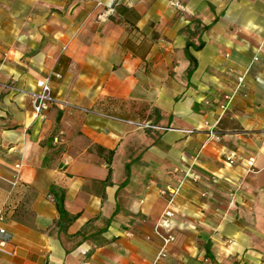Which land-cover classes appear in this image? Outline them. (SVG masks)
Masks as SVG:
<instances>
[{"label": "crops", "instance_id": "1", "mask_svg": "<svg viewBox=\"0 0 264 264\" xmlns=\"http://www.w3.org/2000/svg\"><path fill=\"white\" fill-rule=\"evenodd\" d=\"M263 129L264 0H0V264H264Z\"/></svg>", "mask_w": 264, "mask_h": 264}, {"label": "built area", "instance_id": "2", "mask_svg": "<svg viewBox=\"0 0 264 264\" xmlns=\"http://www.w3.org/2000/svg\"><path fill=\"white\" fill-rule=\"evenodd\" d=\"M56 75L58 77L61 76V74H56ZM26 93L30 96L31 104L33 106V110L36 115L42 114L46 109H48L50 106L55 105V104H63L65 107H69L73 110H81L84 112L90 111L89 108L82 107L80 105L58 99L52 91V86H51L49 77L39 79L37 81V88L33 90H27ZM226 99H227V102L231 101V97L227 96ZM185 131L192 132V130H185ZM262 132L264 133V129L262 130ZM210 133L213 134V131L211 130ZM231 161L232 160H230V162ZM188 174L196 178L195 177L196 175L192 171V165L188 169ZM19 180H20V174L18 170L13 176L12 185L18 184ZM173 193H176V191H173ZM173 202H174V196H171L168 201L169 206L164 211V217L166 219H170L174 215V211L171 207ZM2 218H3V212L2 210H0V220ZM10 241H11V235L6 230V228L0 225V251L5 252L10 255H14L15 254L14 250L7 249V245ZM172 241H173V236L171 235L163 237V247L158 254V258H161L167 255V247Z\"/></svg>", "mask_w": 264, "mask_h": 264}, {"label": "trees", "instance_id": "3", "mask_svg": "<svg viewBox=\"0 0 264 264\" xmlns=\"http://www.w3.org/2000/svg\"><path fill=\"white\" fill-rule=\"evenodd\" d=\"M53 193H54V197H55V200H56V206H57V209L61 215L62 218H66L67 222H71L72 220H74L76 218L75 215H70L65 206H64V191L63 190H53Z\"/></svg>", "mask_w": 264, "mask_h": 264}]
</instances>
